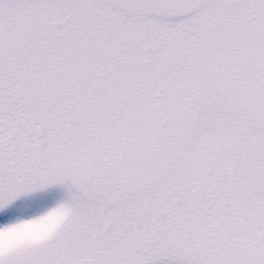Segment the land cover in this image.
I'll return each instance as SVG.
<instances>
[{"label": "snow or ice", "instance_id": "1", "mask_svg": "<svg viewBox=\"0 0 264 264\" xmlns=\"http://www.w3.org/2000/svg\"><path fill=\"white\" fill-rule=\"evenodd\" d=\"M0 264H264V0H0Z\"/></svg>", "mask_w": 264, "mask_h": 264}]
</instances>
